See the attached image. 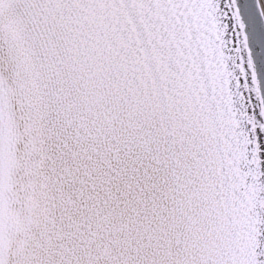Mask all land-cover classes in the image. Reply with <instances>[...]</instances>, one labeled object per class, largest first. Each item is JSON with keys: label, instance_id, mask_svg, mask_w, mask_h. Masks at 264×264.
<instances>
[{"label": "snow or ice", "instance_id": "obj_1", "mask_svg": "<svg viewBox=\"0 0 264 264\" xmlns=\"http://www.w3.org/2000/svg\"><path fill=\"white\" fill-rule=\"evenodd\" d=\"M0 264H264V0H0Z\"/></svg>", "mask_w": 264, "mask_h": 264}]
</instances>
